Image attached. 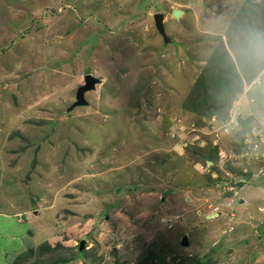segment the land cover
Wrapping results in <instances>:
<instances>
[{"label":"rangeland","instance_id":"rangeland-1","mask_svg":"<svg viewBox=\"0 0 264 264\" xmlns=\"http://www.w3.org/2000/svg\"><path fill=\"white\" fill-rule=\"evenodd\" d=\"M49 244L264 264V0H0V264Z\"/></svg>","mask_w":264,"mask_h":264},{"label":"water","instance_id":"water-1","mask_svg":"<svg viewBox=\"0 0 264 264\" xmlns=\"http://www.w3.org/2000/svg\"><path fill=\"white\" fill-rule=\"evenodd\" d=\"M183 13H184V10H180L177 8L173 10V16L177 19H180L181 15ZM164 20H165V14L164 13L160 12V13H156L154 15V21H155V25H156L158 32L163 37L165 42L169 43L172 41V39H171V37H169V35L166 31ZM84 81H85V83L80 85L79 88L77 89L76 101L72 104L70 109H73L77 106L88 105L89 101L86 99L85 95L88 91L95 89L96 84L99 83L101 81V79L95 77L91 73H88L85 75ZM182 244L183 245H189V239L187 236L183 237ZM84 248H86V241L81 240L80 245H79V249H80V251H82Z\"/></svg>","mask_w":264,"mask_h":264},{"label":"trees","instance_id":"trees-1","mask_svg":"<svg viewBox=\"0 0 264 264\" xmlns=\"http://www.w3.org/2000/svg\"><path fill=\"white\" fill-rule=\"evenodd\" d=\"M44 247H47L45 250H50L52 246L49 244L48 246H41L39 251L35 250V253H33V250L27 249L21 252V254L17 255L16 258L11 259L13 261L10 262V264H65L66 261L68 263V259L65 257H60L59 259L56 258H51L43 256L41 253V249L44 250ZM36 252H39L37 254H40L38 258L34 259V256ZM45 252V251H44ZM83 251L78 250V253L74 256V259H78L82 256ZM45 257V258H44ZM61 261V262H60ZM145 264H150L146 262ZM190 264H205V262L202 261H197V262H192Z\"/></svg>","mask_w":264,"mask_h":264}]
</instances>
